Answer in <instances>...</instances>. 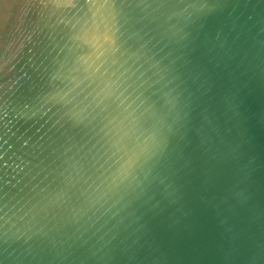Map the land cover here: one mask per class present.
<instances>
[{
  "label": "water",
  "instance_id": "water-1",
  "mask_svg": "<svg viewBox=\"0 0 264 264\" xmlns=\"http://www.w3.org/2000/svg\"><path fill=\"white\" fill-rule=\"evenodd\" d=\"M0 264H264V0H0Z\"/></svg>",
  "mask_w": 264,
  "mask_h": 264
}]
</instances>
